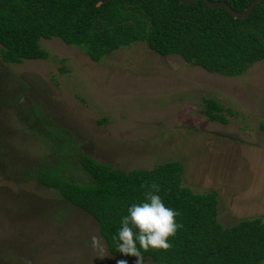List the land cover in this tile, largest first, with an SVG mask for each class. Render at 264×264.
<instances>
[{
	"label": "rangeland",
	"instance_id": "rangeland-1",
	"mask_svg": "<svg viewBox=\"0 0 264 264\" xmlns=\"http://www.w3.org/2000/svg\"><path fill=\"white\" fill-rule=\"evenodd\" d=\"M41 46L47 60H0V264L124 260L94 218L37 180L62 163L65 178L89 183L80 155L125 172L179 161L185 186L218 193L224 227L264 220V61L227 77L144 42L101 62L59 38ZM206 98L233 112L228 123L208 119Z\"/></svg>",
	"mask_w": 264,
	"mask_h": 264
},
{
	"label": "trees",
	"instance_id": "trees-1",
	"mask_svg": "<svg viewBox=\"0 0 264 264\" xmlns=\"http://www.w3.org/2000/svg\"><path fill=\"white\" fill-rule=\"evenodd\" d=\"M211 1L245 12L254 0ZM54 38L79 47L94 62L144 42L161 56H181L209 73L239 77L264 61V0L246 19H236L224 8H210L203 0L190 5L179 0H110L106 4L98 0H0L2 63L47 60L49 53L41 41ZM204 102L203 112L210 121L228 123L231 110L212 98ZM261 128L264 131V125ZM50 137L60 148L66 144L56 141V131ZM80 163L89 183L65 178L62 163L40 170L37 180L94 218L113 256L133 258L121 255L114 236L128 206L142 202L155 183L165 204L180 213L176 219L182 227L169 238L170 249L141 250L148 264H263L264 220L245 219L224 227L218 219V193H197L185 186L183 163L129 172L86 155H80Z\"/></svg>",
	"mask_w": 264,
	"mask_h": 264
},
{
	"label": "clouds",
	"instance_id": "clouds-1",
	"mask_svg": "<svg viewBox=\"0 0 264 264\" xmlns=\"http://www.w3.org/2000/svg\"><path fill=\"white\" fill-rule=\"evenodd\" d=\"M159 193V186L153 183L142 202L130 204L114 236L121 255L135 257V264H143L141 250L170 249L172 243L169 238L175 237L182 227L176 219L180 213L167 206ZM92 239L95 242L96 238ZM120 264H128V261L121 260Z\"/></svg>",
	"mask_w": 264,
	"mask_h": 264
},
{
	"label": "water",
	"instance_id": "water-1",
	"mask_svg": "<svg viewBox=\"0 0 264 264\" xmlns=\"http://www.w3.org/2000/svg\"><path fill=\"white\" fill-rule=\"evenodd\" d=\"M101 4H106L110 0H98ZM181 3L190 5L193 4L196 0H179ZM204 3L210 7V8H224L226 9L230 15H232L236 19H246L248 18L255 10L257 5L261 3L263 0H254L249 8L245 12H238L232 8L228 3L226 2H213L211 0H203Z\"/></svg>",
	"mask_w": 264,
	"mask_h": 264
}]
</instances>
